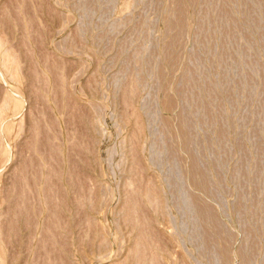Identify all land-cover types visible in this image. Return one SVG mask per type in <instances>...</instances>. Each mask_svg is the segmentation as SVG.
Instances as JSON below:
<instances>
[{"label":"rangeland","instance_id":"obj_1","mask_svg":"<svg viewBox=\"0 0 264 264\" xmlns=\"http://www.w3.org/2000/svg\"><path fill=\"white\" fill-rule=\"evenodd\" d=\"M0 40V264H264V0H0Z\"/></svg>","mask_w":264,"mask_h":264},{"label":"bare ground","instance_id":"obj_2","mask_svg":"<svg viewBox=\"0 0 264 264\" xmlns=\"http://www.w3.org/2000/svg\"><path fill=\"white\" fill-rule=\"evenodd\" d=\"M16 60H15V58H14V56L3 46V44H2V41L0 40V80L2 79L3 80V78H4V76L8 73L9 75H8V77H7V81L11 78V80H13L14 81V78L16 77V75H17V72H18V69H17V66H16ZM56 66V65H55ZM2 72H3V74H2ZM4 73H5V75H4ZM9 76H11L10 78H9ZM61 77V76H60ZM9 78V79H8ZM57 78V77H56ZM57 80V79H56ZM59 80V79H58ZM13 81H10L9 80V82H13ZM14 82H16V81H14ZM2 83V82H1ZM60 83V82H59ZM16 84H18L17 82L15 83V85ZM3 85V84H2ZM6 85V90L8 91L7 92V94H6V99H5V97H4V100H6L5 101V103H4V101H3V105H0L1 107H0V112H1V114H3L2 112L8 107L9 108V110H10V113L12 114V116L15 118V114L13 115V113H18V111L19 110H21V107H22V103H23V101H22V97H19L20 96V93L17 95V94H15V93H17V91H15V88L16 87H13V86H9L7 83L5 84ZM4 86V85H3ZM2 86V87H3ZM5 88V87H4ZM17 90H18V88H16ZM4 90V89H3ZM6 92V91H5ZM5 96V95H4ZM22 96V95H21ZM9 101V102H8ZM7 102L10 104H8L9 106H7ZM24 105V104H23ZM0 114V115H1ZM19 114V113H18ZM18 114H17V116H18ZM11 116V117H12ZM2 117V116H1ZM1 117H0V119H1ZM2 120V119H1ZM1 125V124H0ZM5 125V124H4ZM3 125V126H4ZM2 126V125H1ZM2 129V128H1ZM1 131V130H0ZM8 131H10V123H7L6 125H5V127H3V130L1 131V133L3 132V133H5V135H6V133L8 134L9 132ZM1 133H0V135H1ZM0 250H1V248H0ZM2 251V250H1ZM0 254H2V252H0ZM1 256H4V255H1ZM1 256H0V258H1ZM1 260H4V259H0V261ZM1 262H3V261H1Z\"/></svg>","mask_w":264,"mask_h":264}]
</instances>
